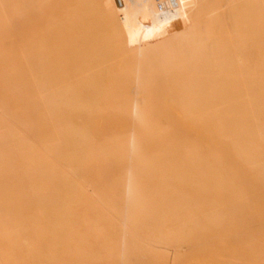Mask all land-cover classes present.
Here are the masks:
<instances>
[{"label": "rangeland", "instance_id": "rangeland-1", "mask_svg": "<svg viewBox=\"0 0 264 264\" xmlns=\"http://www.w3.org/2000/svg\"><path fill=\"white\" fill-rule=\"evenodd\" d=\"M136 1L0 0V106L10 119H0V221L13 224L0 227V264H264V173L235 148L264 154L241 98L246 85L264 135V0L232 4L248 16L236 30L243 81L217 70L232 56L218 39L197 44L228 0H182L171 23L111 61L109 38H129L130 22L116 17ZM179 51L182 61L162 66ZM89 62L104 65L81 76ZM183 146L197 165L183 161ZM66 168L101 208L75 192Z\"/></svg>", "mask_w": 264, "mask_h": 264}, {"label": "bare ground", "instance_id": "bare-ground-1", "mask_svg": "<svg viewBox=\"0 0 264 264\" xmlns=\"http://www.w3.org/2000/svg\"><path fill=\"white\" fill-rule=\"evenodd\" d=\"M112 1H115V0H112ZM238 1H243L244 3H248V4L253 2V0H228L226 4L216 6L214 10L211 11V14H209V18H208L209 28L206 31L208 32V35L201 37L197 44L204 47L207 44H210L211 43L210 41L214 40L213 38L218 39L220 45L226 49L228 54H231L232 56L228 58L230 60L229 62H224L225 60L221 61L218 65L217 70H233L232 74L236 75L237 80L243 81L245 76L242 70H244L248 66L247 64L248 61H247V58L242 55L243 50H244L243 47H244L245 41L242 37L237 36L236 30H237V26L239 25V23H237V20L240 19L241 17L247 18L248 16L239 15L237 13L236 15H234V11H233L234 8L232 7V4L233 3L235 4ZM114 5L115 4L113 3V6ZM181 5H182V0L181 1L180 0H137L133 5H128L126 15L117 16L116 18L117 19L120 18L121 23H125V21H127L128 23L130 22V26H128L127 28V30H129V34H127L129 38H122L123 34L121 33L118 37L116 35V37L109 38L110 43L108 44V46H105V48L108 47L109 52H111L112 55H114L111 61L115 60V58L117 57L116 55L120 52L122 54L123 53L130 54L133 51L137 50L138 47L141 46L140 38L146 37L149 33H156L160 31L162 27L171 23V21L174 20L176 13L180 11L182 7ZM260 9L264 10V2H261ZM139 14H141L139 20L135 21V17ZM258 17H263V14H259ZM116 28L117 27H115V30ZM245 32L247 33V31ZM135 36H137L139 39L138 40L133 39L135 38ZM256 41L257 40L255 39V42ZM93 52L94 50H91V53ZM18 54H19V59L21 61H24L25 57L22 54V52L19 51ZM182 60H183V53L179 51L176 54H172L168 56L167 62L162 66H165L168 63L180 62ZM103 65L104 63H101V62L99 63L89 62L88 68L85 69L88 71L81 73V76L88 74V73L95 72L96 70H99V68ZM127 66L130 68L133 67V62L128 63ZM50 90H45V91H40V92L36 91L34 94L36 100L42 101L43 97L47 95ZM186 97L187 96H183L181 98L182 105H184L185 107L189 105ZM241 98L245 101V113H246V116L251 121L250 123H251L252 131L255 133L257 137H259L260 139H263L264 138V135L262 133L263 128L259 124V121L257 119L254 99L251 96L249 89L248 87H246V85H244L243 87ZM220 111H221V108H215L211 110L210 112L213 115H216L220 113ZM185 113L189 116H196V119H199V120H203L207 115L206 111H193L192 112L188 108L185 110ZM0 119L2 121L10 120L8 115L3 112V109L1 106H0ZM32 147L37 153L46 154L48 158H51V153L48 150V147H46L45 145L43 146V145H37L35 143H32ZM235 148L239 154L243 155L244 157L243 160L250 169L258 168V169H261V171L264 173V154L253 156L248 149L241 146L238 142L235 143ZM181 154L184 156L183 161L188 162L189 160L192 159L194 164L197 165L199 163L196 150L191 149L188 146H183L181 150ZM150 162L155 163V164L162 163V162L170 163V160H166V159L161 158L160 156L159 157L156 156V157L151 158ZM166 170L171 171L172 170L171 166L166 168ZM195 170L199 171L200 167L196 166ZM63 171L65 172L67 178H72L75 180V182L73 183L75 192L77 191L82 192L83 194L87 196V198L91 201V203L94 206H99L101 208L102 203L96 197L95 193L93 195L88 194L85 191V189L81 187V185L85 183L83 178L79 177L78 175L73 174L70 168H66V170H63ZM178 171L181 172L179 175L180 178L185 177V174L182 169H179ZM103 210L105 212L107 211V209L105 208H103ZM187 220H189V217ZM12 226L13 224L9 223L7 220L0 221V227L4 228V232H8V230H10Z\"/></svg>", "mask_w": 264, "mask_h": 264}]
</instances>
